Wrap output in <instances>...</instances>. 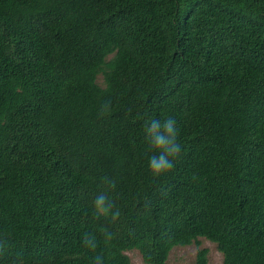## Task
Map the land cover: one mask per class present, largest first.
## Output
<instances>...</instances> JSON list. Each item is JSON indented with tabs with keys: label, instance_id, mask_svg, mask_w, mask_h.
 Listing matches in <instances>:
<instances>
[{
	"label": "trees",
	"instance_id": "obj_1",
	"mask_svg": "<svg viewBox=\"0 0 264 264\" xmlns=\"http://www.w3.org/2000/svg\"><path fill=\"white\" fill-rule=\"evenodd\" d=\"M169 117L155 177L144 125ZM197 237L264 264V0H0V264H164Z\"/></svg>",
	"mask_w": 264,
	"mask_h": 264
},
{
	"label": "clouds",
	"instance_id": "obj_2",
	"mask_svg": "<svg viewBox=\"0 0 264 264\" xmlns=\"http://www.w3.org/2000/svg\"><path fill=\"white\" fill-rule=\"evenodd\" d=\"M111 113V102L107 101L101 105L100 115ZM145 140L148 147L154 150L153 155L148 158V168L155 177L162 176L170 172L175 167V161L181 154V145L178 142L179 131L174 118H167L163 121L152 119L147 121L144 125ZM105 182L109 187H115V181L105 177ZM94 215L95 216H109L115 221L120 216V211L117 209L112 211V204L109 198L104 194H99L93 201ZM105 234V240L110 241L112 234L106 229H101ZM84 245L92 251H95L97 244L94 237L86 235L83 238ZM20 264V262H14ZM93 264H102V258L97 255Z\"/></svg>",
	"mask_w": 264,
	"mask_h": 264
},
{
	"label": "rangeland",
	"instance_id": "obj_3",
	"mask_svg": "<svg viewBox=\"0 0 264 264\" xmlns=\"http://www.w3.org/2000/svg\"><path fill=\"white\" fill-rule=\"evenodd\" d=\"M95 82L102 86L101 75L96 76ZM128 264H147L143 262L138 250L132 246L121 252ZM221 253L215 244L204 237H197L186 245H177L170 248L164 264H220Z\"/></svg>",
	"mask_w": 264,
	"mask_h": 264
}]
</instances>
